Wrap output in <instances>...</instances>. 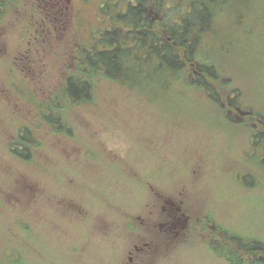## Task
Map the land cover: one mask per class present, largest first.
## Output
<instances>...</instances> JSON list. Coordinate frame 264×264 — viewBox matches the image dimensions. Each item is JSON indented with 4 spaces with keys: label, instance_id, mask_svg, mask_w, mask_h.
Masks as SVG:
<instances>
[{
    "label": "rangeland",
    "instance_id": "1",
    "mask_svg": "<svg viewBox=\"0 0 264 264\" xmlns=\"http://www.w3.org/2000/svg\"><path fill=\"white\" fill-rule=\"evenodd\" d=\"M48 2L21 0L0 25V264H264L228 237L264 244L263 119L244 123L264 117V13L210 54L220 90L242 95L232 106L171 98L150 68L133 73L146 96L89 75L127 1ZM76 77L91 89L72 101Z\"/></svg>",
    "mask_w": 264,
    "mask_h": 264
},
{
    "label": "trees",
    "instance_id": "2",
    "mask_svg": "<svg viewBox=\"0 0 264 264\" xmlns=\"http://www.w3.org/2000/svg\"><path fill=\"white\" fill-rule=\"evenodd\" d=\"M14 2L13 6L19 7ZM5 12V4H0V25L4 22L1 15ZM261 13H264V0H128L126 12L115 16L113 27L103 32L99 43L92 46L94 51L87 52V60L82 61L81 66L88 67L89 75L96 72L105 77L120 78L127 87L135 88L144 96L146 90L134 80L135 68L142 73L150 68L155 79L162 78L163 89L171 92V98L185 97V92L192 89L209 96L217 105L223 96L232 106L243 104L238 89L229 88L233 92L231 96L220 90V76L209 57L211 53H223L230 48V41L237 33L238 38L243 39L240 35L244 25L252 33L254 22L250 23V20L258 18ZM221 15L229 18L225 27L218 22ZM76 78L80 83L69 79L66 89L72 101L82 99V95L89 96L91 89L86 80ZM223 83L230 85L227 79ZM254 119L262 120L258 128L264 125V117L258 111H253L244 123L251 124ZM20 134L21 128L17 133L18 144H15L18 146H21ZM253 139L256 147L264 148V134L260 130H254ZM23 150L29 154L28 149ZM228 237L233 238L246 254L264 255V244Z\"/></svg>",
    "mask_w": 264,
    "mask_h": 264
},
{
    "label": "flooded vegetation",
    "instance_id": "3",
    "mask_svg": "<svg viewBox=\"0 0 264 264\" xmlns=\"http://www.w3.org/2000/svg\"><path fill=\"white\" fill-rule=\"evenodd\" d=\"M16 1V5L17 6H21V0H15ZM42 1V0H41ZM48 3H47V5H49V4H52V1H57V0H46ZM127 1V3H128V0H126ZM44 2V1H43ZM14 0H0V4L1 5H4L5 4V6H6V12L4 13V14H2L1 15V20H3L4 22H6V20L8 19V18H11V17H13V14H12V9H11V7L14 5ZM1 12H3V9L1 10ZM88 52V51H87ZM45 116H46V114H45ZM21 128V126L18 128V130ZM24 129H27V128H24ZM25 132L23 131V130H21V150H23V149H30V145H28V144H26V142H25V140H26V137H25ZM30 143V142H29ZM14 144H18V142H15ZM32 144V143H31ZM28 149V150H29Z\"/></svg>",
    "mask_w": 264,
    "mask_h": 264
}]
</instances>
